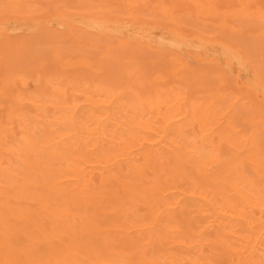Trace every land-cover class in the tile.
<instances>
[{
  "label": "bare ground",
  "instance_id": "bare-ground-1",
  "mask_svg": "<svg viewBox=\"0 0 264 264\" xmlns=\"http://www.w3.org/2000/svg\"><path fill=\"white\" fill-rule=\"evenodd\" d=\"M0 264H264V0H0Z\"/></svg>",
  "mask_w": 264,
  "mask_h": 264
},
{
  "label": "rangeland",
  "instance_id": "rangeland-1",
  "mask_svg": "<svg viewBox=\"0 0 264 264\" xmlns=\"http://www.w3.org/2000/svg\"><path fill=\"white\" fill-rule=\"evenodd\" d=\"M24 44L26 45L27 50L28 51L30 50V53L32 51H35V52H37V53L40 54V57L47 59L48 54L45 51L42 50V47H41L40 44H36V42H34L33 40H28V39L25 40V43ZM19 61L20 62H23L24 61V64H26L29 61L27 59V54L26 53L25 54H22V56H21V58H20Z\"/></svg>",
  "mask_w": 264,
  "mask_h": 264
}]
</instances>
